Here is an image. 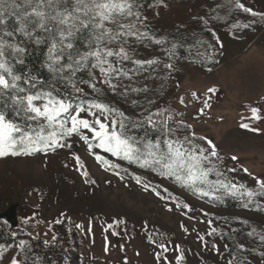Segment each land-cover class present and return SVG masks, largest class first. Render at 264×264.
I'll list each match as a JSON object with an SVG mask.
<instances>
[{
  "label": "rangeland",
  "instance_id": "rangeland-1",
  "mask_svg": "<svg viewBox=\"0 0 264 264\" xmlns=\"http://www.w3.org/2000/svg\"><path fill=\"white\" fill-rule=\"evenodd\" d=\"M242 2L254 11L264 12V0ZM208 8L207 0H165L153 9L139 10L147 19L160 13L167 16L169 24H183L194 21V18L209 23ZM262 23L243 39H235L229 31L211 27L212 35L215 33L212 40L200 30L187 35L159 37L143 25L141 30H146L152 39L133 42L129 53L133 59H154L157 64L140 68L124 62L125 70H132L131 79L121 78L115 94L99 83L97 87L103 89L100 95L86 85L81 86L88 93L87 99L107 103L133 120L138 119L145 109L155 112L167 108L176 112L178 120L191 125L197 136L212 140L222 158H238L232 159V163L223 161V170L247 169L246 174L264 180V119L242 121V117H250V107H260L264 116V19ZM235 24L247 23L239 20ZM155 39L164 42L155 44ZM173 45L193 48L211 57L215 66L211 71L194 65L165 68V64H171V55L176 49ZM80 74L84 79L88 78L86 73ZM211 87L217 89L210 101L212 107L200 115L198 109L202 104L193 100L191 93L196 92L203 100ZM181 97L185 100L184 105L180 103ZM241 122L249 123L259 131L241 128ZM70 143L76 146L75 149L71 146L47 155L38 153L0 159V187L17 183L22 194L18 202L0 206L1 215L11 205H19L17 227L11 228L0 219V245L8 248L0 264H8L20 239L29 243V264L33 260L37 264H176L175 258L180 255L174 250L177 245L184 256L181 264H203L206 255L218 264H228L230 258L224 256L226 249L221 240L224 229L230 224L240 237V245L244 246L242 250L248 253L249 264H264V241L260 239L264 235V195H255L250 203L246 196L238 198L215 193L202 197L219 204L229 198L243 205L248 203V207L228 212L208 204L199 198L201 196L180 187L172 179L135 164L109 157L120 163L121 169L104 171L89 155L87 146L79 137L73 136ZM74 155L81 157L89 172L88 179L95 180V184L85 183V177L77 170ZM116 171L120 176L115 175ZM58 174L62 179L60 189L53 179ZM134 175L149 185L148 190L135 182ZM227 175L249 190L260 191L255 181L247 179L243 182L233 172H227ZM153 188L165 198L158 197ZM25 189L31 190L26 197ZM215 196H221V199ZM177 203L189 204L191 211L177 209ZM212 229L216 231L209 235ZM114 232L119 235H113ZM12 233H17L15 238ZM149 236L155 243L149 242ZM161 244L167 245L169 250L164 252L159 247ZM157 252L162 257L160 261L156 259Z\"/></svg>",
  "mask_w": 264,
  "mask_h": 264
},
{
  "label": "snow or ice",
  "instance_id": "snow-or-ice-1",
  "mask_svg": "<svg viewBox=\"0 0 264 264\" xmlns=\"http://www.w3.org/2000/svg\"><path fill=\"white\" fill-rule=\"evenodd\" d=\"M224 6L230 11L240 10L264 19V12L254 11L242 0H227ZM140 7L139 0H0V159L38 153L47 155L58 149L71 148L70 140L77 136L104 171L121 169L120 163L109 158L112 157L172 179L180 187L201 197L222 193L238 198L246 196L250 203L255 195H264L262 179L254 178L259 192L233 182L227 172L235 169L226 172L221 168L223 158L215 143L207 137L197 136L192 126L183 120L176 121V114L171 110L153 112L145 109L138 119L133 120L107 103L87 99L88 93L81 85L100 95L103 89L97 84H103L115 94L121 78L131 79L132 70H125L124 62L140 68L158 63L154 59H133L129 53L133 42L152 39L146 30H141L147 17L142 15ZM240 27L250 25H232V28ZM216 40L219 44L218 37ZM153 42L162 44L164 41L155 39ZM29 45L43 46L40 69L49 74L47 79L27 68L31 54ZM175 47L173 45V49ZM164 67L171 69L173 65L169 63ZM80 73H86L88 78L84 79ZM216 92L215 87L208 88L207 98L203 100L196 92L191 93L192 99L202 104L198 109L200 115L212 107L210 101ZM180 103L185 104L183 97ZM248 110L250 117H242V121L264 119L260 107ZM9 112L17 119L10 118ZM240 127L259 131L245 122H241ZM141 129L143 135L133 133V130ZM73 158L77 170L85 177V183L95 184V180L88 179L89 172L81 157L74 155ZM232 159L238 158L234 156ZM244 171L247 173L248 170ZM115 175L120 176V172L116 171ZM133 179L148 190L149 185L140 176L134 175ZM152 191L161 199L165 198L155 188ZM215 198L221 199V196ZM248 203L243 206L248 207ZM176 208L191 211L187 203H177ZM215 231L212 229L209 235ZM16 235L12 233L13 238ZM148 239L155 243L151 236ZM260 239L264 241V235ZM14 247L16 253L9 258L8 264H29L28 241L20 239ZM159 247L164 252L169 250L164 244ZM213 248L219 252L216 245ZM7 250V246L0 245V260ZM174 250L180 252L175 259L176 264H181L183 253L178 245ZM155 255L157 261L162 259L159 252ZM32 264L37 262L33 260Z\"/></svg>",
  "mask_w": 264,
  "mask_h": 264
},
{
  "label": "trees",
  "instance_id": "trees-1",
  "mask_svg": "<svg viewBox=\"0 0 264 264\" xmlns=\"http://www.w3.org/2000/svg\"><path fill=\"white\" fill-rule=\"evenodd\" d=\"M164 2L165 0H139V4L142 5L140 7L142 10L153 9L159 3ZM209 4L208 12L206 13L209 23L202 22V20L195 19L194 21H186L185 23H177L173 24L168 23V18L165 14H158L151 18H148L144 23V28L147 31H150L156 34L159 37H166L170 34H190L195 30H200L207 38L212 40V33L210 31L211 27H216L219 29H223L224 31H229L230 35L235 39H243L246 35L254 32L255 29L261 27L263 25L260 17H252L248 13H244L240 10H231L229 7H225L227 0H207ZM219 5V7H218ZM201 11H199L200 13ZM204 14V13H202ZM245 21L250 25L248 28L241 27L240 30H235L232 28V25L237 21ZM30 55L28 57L27 68L30 69L33 74H39L42 78L47 79L48 73L42 69H40V64L43 60V51L44 48L41 46L40 48L35 47L34 45H29ZM215 61L209 59L206 55H202L196 52L193 48H186L183 45H179L173 51L171 55V64L173 65V69L184 68L188 65H194L201 69L208 70L209 68L213 69L215 66ZM82 76V74H80ZM167 109V108H165ZM169 110V109H168ZM174 114L176 112L172 111ZM10 118L17 119L14 114L11 112L8 113ZM175 120L179 121L177 118V114L175 115ZM175 126V125H173ZM136 135H143V130H136ZM202 143V142H201ZM75 149V145H73ZM225 161L227 163H232V159L230 157H224L222 162ZM221 168L223 169V165L221 164ZM232 174V173H231ZM234 175L237 178L241 179V181L245 182L247 179L251 181H255L254 177L246 174L242 168H237L234 172ZM61 174L56 175L53 179L55 181L56 187L60 189L62 185ZM214 178V177H213ZM31 193L30 189L24 190V197ZM21 186L17 183H9L0 187V206L4 207L8 203L12 204L15 201L18 202L21 196ZM203 201L211 204L217 208H223L228 212L241 210L243 209V204L240 202L229 198L222 201L221 204L213 201H209L206 198H202ZM264 215V214H263ZM230 224V223H229ZM224 229V234L222 238V243L225 246V257L230 258L233 261V264H249L248 262V253L243 251L241 247H239L240 242L238 234L234 232V230L230 225ZM230 227V228H229ZM252 245V243H250ZM203 264H218L215 260L212 259L210 255H206L203 257Z\"/></svg>",
  "mask_w": 264,
  "mask_h": 264
},
{
  "label": "water",
  "instance_id": "water-1",
  "mask_svg": "<svg viewBox=\"0 0 264 264\" xmlns=\"http://www.w3.org/2000/svg\"><path fill=\"white\" fill-rule=\"evenodd\" d=\"M18 204L11 205L3 214L0 215L2 222L15 228L18 225L17 208Z\"/></svg>",
  "mask_w": 264,
  "mask_h": 264
}]
</instances>
